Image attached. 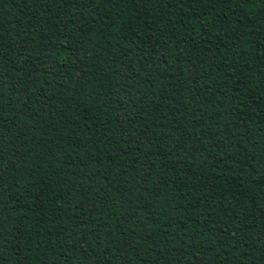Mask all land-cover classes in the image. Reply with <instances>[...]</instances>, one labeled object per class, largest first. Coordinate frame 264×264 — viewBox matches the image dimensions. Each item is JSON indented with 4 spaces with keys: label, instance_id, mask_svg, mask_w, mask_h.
Instances as JSON below:
<instances>
[{
    "label": "trees",
    "instance_id": "1",
    "mask_svg": "<svg viewBox=\"0 0 264 264\" xmlns=\"http://www.w3.org/2000/svg\"><path fill=\"white\" fill-rule=\"evenodd\" d=\"M0 264H264V0H0Z\"/></svg>",
    "mask_w": 264,
    "mask_h": 264
}]
</instances>
